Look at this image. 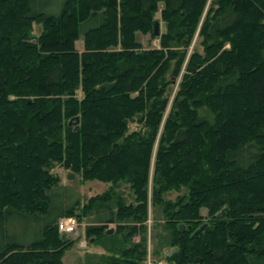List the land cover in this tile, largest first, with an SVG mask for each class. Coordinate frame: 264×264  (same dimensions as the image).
<instances>
[{"label": "trees", "instance_id": "1", "mask_svg": "<svg viewBox=\"0 0 264 264\" xmlns=\"http://www.w3.org/2000/svg\"><path fill=\"white\" fill-rule=\"evenodd\" d=\"M68 216L78 264H264V0H0V264H62Z\"/></svg>", "mask_w": 264, "mask_h": 264}, {"label": "rangeland", "instance_id": "2", "mask_svg": "<svg viewBox=\"0 0 264 264\" xmlns=\"http://www.w3.org/2000/svg\"><path fill=\"white\" fill-rule=\"evenodd\" d=\"M156 18H157V16H156ZM158 25H159V29H160V27H161L160 21H158ZM39 29H40V27L38 25H34L32 27L30 35L32 37H35L38 34ZM194 40H195V37L193 38V41L190 44V47H192ZM140 41L144 47H146L148 45L157 46V41L155 39H149V37L147 35L141 37ZM76 47L78 48V50H81V43L79 42V40L76 42ZM190 47H189V49H190ZM175 87H176V83L173 84L171 96H170V99L168 101L166 111L168 110L170 100H171V97H172V94L174 92ZM51 172H53L54 174L57 175L58 184L60 187H62V189H65V191L67 193H71L72 189L75 191V193L78 192L80 200H83V199L87 198L88 196L100 193L107 186L105 183L98 182L95 180L82 181L79 179L78 175L71 174L68 170H66L60 166H55L51 170ZM68 174H71L70 178L68 177ZM149 187H150V183L148 185V188ZM174 196H175V193H173V192H170V193L165 195V197L170 198V199L173 198ZM200 214L204 215L205 211L201 210ZM149 223H150V220L148 218L146 220V224L149 225ZM202 224H205V223H202ZM84 226H85L84 221L77 223L76 229L74 230L73 233H71V235H70L71 238L78 237L79 239L77 238L78 239L77 242H75L74 245H72L71 247H69L68 249H66L63 252V254L61 256L62 264H78L80 261V258H82L81 256L84 253L96 254V253L100 252V249L98 247L87 243V240L83 234ZM111 227H112V225H108V228H111ZM146 264H152L150 262L149 258L147 259ZM154 264H170V263H164V261H159V262L154 263Z\"/></svg>", "mask_w": 264, "mask_h": 264}, {"label": "built area", "instance_id": "3", "mask_svg": "<svg viewBox=\"0 0 264 264\" xmlns=\"http://www.w3.org/2000/svg\"><path fill=\"white\" fill-rule=\"evenodd\" d=\"M57 230L61 234H71L77 227V222L73 217H63L57 221Z\"/></svg>", "mask_w": 264, "mask_h": 264}, {"label": "water", "instance_id": "4", "mask_svg": "<svg viewBox=\"0 0 264 264\" xmlns=\"http://www.w3.org/2000/svg\"><path fill=\"white\" fill-rule=\"evenodd\" d=\"M159 33V26H158V21L155 19L153 21V25H152V34L153 35H157ZM77 122H78V116H74L73 118H70L68 120V125H74L75 127L77 126ZM205 227V224H201L197 229H195L192 233L193 236L198 235L202 229ZM179 229H183V225L179 224L178 225ZM107 232H111V228L107 229ZM66 234H61V238H65Z\"/></svg>", "mask_w": 264, "mask_h": 264}]
</instances>
